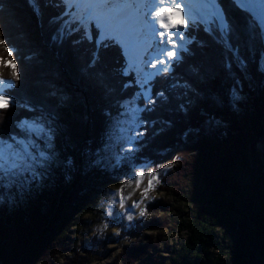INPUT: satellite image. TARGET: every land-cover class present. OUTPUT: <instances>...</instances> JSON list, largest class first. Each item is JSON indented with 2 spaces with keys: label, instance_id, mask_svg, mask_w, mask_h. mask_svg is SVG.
I'll return each mask as SVG.
<instances>
[{
  "label": "trees",
  "instance_id": "obj_1",
  "mask_svg": "<svg viewBox=\"0 0 264 264\" xmlns=\"http://www.w3.org/2000/svg\"><path fill=\"white\" fill-rule=\"evenodd\" d=\"M34 1L0 0V34L21 76L4 65L0 45V76L16 85L4 91L32 109L0 116V138L27 140L17 122L41 118L53 131V160L22 189L0 186V264H54L69 228L82 223L80 207L96 224L120 226L125 218L114 238L93 234L88 255L104 257L107 244L124 240L114 261L146 264L163 230H175L181 236L164 264H264V152L256 146L264 139V34L252 15L234 0H217L228 33L214 24L211 32L187 30L179 61L150 81L155 103L138 99L136 149L113 164L105 147L117 142L125 105L139 94L133 73L121 71L120 46L97 53L94 24L90 40L63 0ZM31 139L49 151L42 137ZM143 161L153 171L164 167L157 190L166 199L148 201L135 219L92 208L104 185L129 184L131 164ZM145 232L155 239L142 241ZM84 261L76 249L63 264Z\"/></svg>",
  "mask_w": 264,
  "mask_h": 264
},
{
  "label": "snow or ice",
  "instance_id": "obj_2",
  "mask_svg": "<svg viewBox=\"0 0 264 264\" xmlns=\"http://www.w3.org/2000/svg\"><path fill=\"white\" fill-rule=\"evenodd\" d=\"M29 2L33 3V0ZM63 2L67 7L77 9L80 23L86 28L85 35L90 40L92 34L87 31L86 26L95 25L98 30L97 53L101 46L108 47L110 44L120 46L126 61L124 74L135 73L136 83L141 87L142 94L149 104L155 101L151 98L150 87L145 89V85H149L150 81L160 73H169L172 64L179 61L178 53L186 50L185 44L190 42L185 35L189 27L205 25L204 30L211 32L213 30L211 25L214 24L219 27L222 34H227L230 30L216 0H63ZM235 3L251 13L264 31V0H235ZM173 14L180 15L182 22L173 23ZM177 40L181 42L179 45ZM0 45L4 46L9 57L2 62L6 67L11 68L14 79L20 80L16 60L11 59L14 50L8 46L2 34H0ZM168 45L172 47L169 49ZM95 58L97 54H94V60ZM158 65L161 67L158 68ZM14 87L16 85L12 80L0 78V116L15 107L32 110L27 100L20 102L17 98L5 94V89ZM139 95L137 94V98ZM133 103L134 101L127 102L125 109L135 122L136 114L141 110L131 107ZM16 126L27 132L29 138L25 140L15 135L10 140L0 138V186L9 188L15 184L22 189L31 180L38 178L40 174L36 171L37 167L44 168L53 160V154L50 152L53 131L41 118L21 120ZM32 135L42 137L49 151L39 148L31 139ZM139 135L142 133L127 138L128 151L132 150V141ZM120 159L121 157H117L118 162ZM26 173L31 175V180L25 176ZM138 175L142 180L144 172L140 171ZM157 179L156 174L152 173L145 193L153 187V180Z\"/></svg>",
  "mask_w": 264,
  "mask_h": 264
},
{
  "label": "rangeland",
  "instance_id": "obj_3",
  "mask_svg": "<svg viewBox=\"0 0 264 264\" xmlns=\"http://www.w3.org/2000/svg\"><path fill=\"white\" fill-rule=\"evenodd\" d=\"M70 13L76 18H79L80 21V17L75 7L72 8ZM203 26L206 27L205 25ZM83 27L84 29H86L85 26ZM262 33L264 34V31H262ZM186 37L189 40V37L188 36ZM178 42L179 44L181 43L179 40ZM180 52L178 53V55L180 54ZM125 66L121 68L122 72H124ZM150 70L153 69H149V71ZM133 77L136 82L135 73H133ZM138 87H139L138 92L140 94L138 98L136 100L134 99L129 100V101H134V103L131 105V107L133 108H140L142 106L138 102V99L140 98L143 100V102H146L145 97L142 94L141 87L139 85ZM149 87H150L149 85H145V89ZM21 120H25V119H21ZM140 123L141 121L139 119L138 114H136L135 122H133L132 115L128 113V115L125 118H123L121 124L117 126V130L114 134L116 135V139H118L117 142L114 145L107 144L105 147L107 151L106 153L113 164L119 163L117 161V157H121L124 155L125 152H131L134 149H136L137 146L135 144V141L138 139V137L134 141H132L131 151H128L129 144L127 138L135 135L136 133L141 132ZM256 146L261 152H264V144H262L261 141L258 140ZM162 168H159V171L162 170ZM140 171L144 172V176L142 180L138 175ZM159 171H153L151 165L145 161L136 164L132 163L131 182L127 185H123L120 182L108 183L104 185L101 190V195L97 199L96 203L92 206V208L94 210H99L101 215L105 218H113V217L121 216L123 213H126L127 217L130 216L132 219H135L136 217L141 215V212H143L144 207L148 201H154L162 197L166 199V195L163 193V191L157 190L158 179L153 180V187L149 188L147 193H145V188H148V181L149 179H151V174L155 173L158 178ZM25 175H27V177L28 176L31 177L29 173H26ZM21 179H23V177ZM138 181H140L139 184L137 183ZM242 182L243 184H246L245 181ZM121 190H122V194H121ZM137 205L139 206L137 207ZM76 214H78L79 220L82 223L80 224V226L69 228V231L66 233V238L62 243V246L65 248V251L62 252V255H59L56 258L54 264H63L64 261L69 256H71L73 251H75L76 249H78L79 256L85 257V261L82 264H118V262L114 260L117 257V252L119 247L124 244V240L107 244L104 248V253H103L104 257H101L102 255L98 250L90 255L86 254V250H88L87 244L90 237L93 234L98 233L100 237L110 238V239L114 238L117 229L119 227L121 228L125 227V218L121 219L120 226L117 225V226L109 227L107 223L104 222L96 224L90 221L89 213L87 211H84L82 207H80L76 211ZM180 236H181L180 233H178L175 230L171 234H168L166 233L165 230H163V235L161 236V240L157 243L156 246L150 248L148 257L146 258V264H164V262H166L167 260L171 246L178 244ZM149 237H151V239L154 240L155 239L154 233L145 232L143 234L142 241L147 240ZM162 238H165L166 242H164ZM227 238H228V233H226V239ZM222 260L223 258H221V261ZM135 264H142V263L137 262Z\"/></svg>",
  "mask_w": 264,
  "mask_h": 264
},
{
  "label": "bare ground",
  "instance_id": "obj_4",
  "mask_svg": "<svg viewBox=\"0 0 264 264\" xmlns=\"http://www.w3.org/2000/svg\"><path fill=\"white\" fill-rule=\"evenodd\" d=\"M195 7H202V6H200V5H195ZM172 22H173V23H176V24L181 23V16H180V15L173 14V15H172ZM157 27H158V24H157ZM173 31H175V30H173ZM177 45H179L178 40H177ZM167 47L170 49L172 46H171V45H168ZM159 67H161V66L158 65V68H159ZM148 70H149V69H148ZM150 71H154V70H150Z\"/></svg>",
  "mask_w": 264,
  "mask_h": 264
},
{
  "label": "water",
  "instance_id": "obj_5",
  "mask_svg": "<svg viewBox=\"0 0 264 264\" xmlns=\"http://www.w3.org/2000/svg\"><path fill=\"white\" fill-rule=\"evenodd\" d=\"M34 3V0H33ZM259 141H261L262 144H264V139L260 138Z\"/></svg>",
  "mask_w": 264,
  "mask_h": 264
}]
</instances>
